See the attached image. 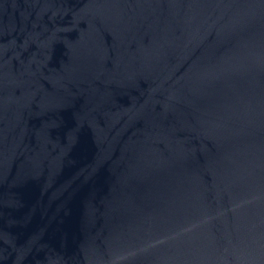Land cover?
Wrapping results in <instances>:
<instances>
[{
    "label": "water",
    "instance_id": "obj_1",
    "mask_svg": "<svg viewBox=\"0 0 264 264\" xmlns=\"http://www.w3.org/2000/svg\"><path fill=\"white\" fill-rule=\"evenodd\" d=\"M0 264H264V0H0Z\"/></svg>",
    "mask_w": 264,
    "mask_h": 264
}]
</instances>
